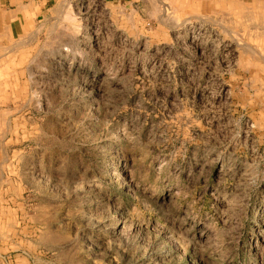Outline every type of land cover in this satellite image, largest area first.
<instances>
[{
	"label": "rangeland",
	"instance_id": "rangeland-1",
	"mask_svg": "<svg viewBox=\"0 0 264 264\" xmlns=\"http://www.w3.org/2000/svg\"><path fill=\"white\" fill-rule=\"evenodd\" d=\"M165 6L1 44L0 264H264V19Z\"/></svg>",
	"mask_w": 264,
	"mask_h": 264
},
{
	"label": "crops",
	"instance_id": "crops-1",
	"mask_svg": "<svg viewBox=\"0 0 264 264\" xmlns=\"http://www.w3.org/2000/svg\"><path fill=\"white\" fill-rule=\"evenodd\" d=\"M57 1L60 0H0V46L10 44L25 33H31L26 29L32 25L34 19ZM105 2L109 9L119 8L132 16L137 14L135 17L138 19L154 18L155 14H149L148 10L153 5L158 9L167 5L165 8L171 9V16L182 20L193 19L211 23L213 19L222 18L264 19V14L260 11L264 9V0H105ZM140 6L143 9L142 15L134 10Z\"/></svg>",
	"mask_w": 264,
	"mask_h": 264
},
{
	"label": "bare ground",
	"instance_id": "bare-ground-1",
	"mask_svg": "<svg viewBox=\"0 0 264 264\" xmlns=\"http://www.w3.org/2000/svg\"><path fill=\"white\" fill-rule=\"evenodd\" d=\"M167 4V3H166ZM245 6V5H244ZM163 7V6H162ZM261 7V6H260ZM162 13V12H161ZM253 27V26H252ZM262 29H264L263 27H261ZM255 32V31H254ZM260 32V31H259ZM253 34H255V33H253ZM262 34V33H261ZM263 35V34H262ZM260 36V35H259ZM255 37V36H254ZM257 40V39H256Z\"/></svg>",
	"mask_w": 264,
	"mask_h": 264
}]
</instances>
